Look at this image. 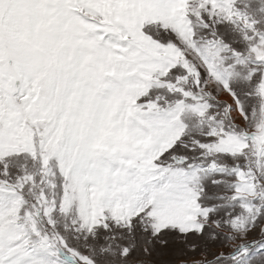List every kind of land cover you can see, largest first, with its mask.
<instances>
[{
    "label": "snow or ice",
    "instance_id": "1",
    "mask_svg": "<svg viewBox=\"0 0 264 264\" xmlns=\"http://www.w3.org/2000/svg\"><path fill=\"white\" fill-rule=\"evenodd\" d=\"M0 264H264V0H0Z\"/></svg>",
    "mask_w": 264,
    "mask_h": 264
}]
</instances>
